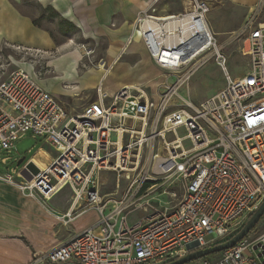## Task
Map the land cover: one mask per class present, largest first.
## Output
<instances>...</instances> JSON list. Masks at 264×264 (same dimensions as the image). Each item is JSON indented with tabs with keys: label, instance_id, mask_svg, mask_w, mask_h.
Masks as SVG:
<instances>
[{
	"label": "built area",
	"instance_id": "1",
	"mask_svg": "<svg viewBox=\"0 0 264 264\" xmlns=\"http://www.w3.org/2000/svg\"><path fill=\"white\" fill-rule=\"evenodd\" d=\"M189 2L182 13L167 16L150 6L128 39H141L166 74L157 98L138 87L110 97L99 87L98 99L71 115L25 70L6 76L0 68V149L11 151L31 132L57 152L32 182L19 181L17 172L0 174V182L43 201L69 186V219L90 210L101 216L33 264H169L231 239L264 201V23L256 14L242 28L250 71L233 80L207 22L211 1ZM212 59L226 82L195 105L180 92ZM105 172L116 176V192L106 197ZM158 192L171 200L157 202ZM137 210L146 215L131 226ZM199 262L264 264V233Z\"/></svg>",
	"mask_w": 264,
	"mask_h": 264
},
{
	"label": "crops",
	"instance_id": "2",
	"mask_svg": "<svg viewBox=\"0 0 264 264\" xmlns=\"http://www.w3.org/2000/svg\"><path fill=\"white\" fill-rule=\"evenodd\" d=\"M37 1L43 4L44 7H51L61 18L74 24L81 31L82 36L106 38L108 42L109 64L106 61L101 62L105 65V70L79 72V62L82 59L79 51L63 52L54 57L53 52H56L54 51L56 44L52 37L47 31L34 24L32 16L20 11L18 8L20 0H0V51L4 47L18 46L26 52L28 51L27 55L37 56L40 59V62L37 63L40 64L37 67L38 74L35 72V67L30 64H23L24 67L19 68L28 72L42 88L64 105L71 115L81 114L87 106L95 102L98 99L97 90L99 87L110 97L126 87L142 88L146 90L150 98L158 97L161 86L166 80L165 72L154 63L141 39L135 34L134 40L130 44H128V39L134 33L137 16L150 6L155 4L160 15H176L186 9L190 3L189 0ZM228 1L234 5L242 3L246 7L240 12L239 32H241L245 23L256 14L259 15L257 22L264 23V19L259 12L254 14V8L260 2L264 3V0ZM209 22V26L212 25L217 28L216 21L212 16L209 18ZM217 44L219 45L218 41ZM134 45L135 47L132 48ZM138 47L143 50V59L136 51ZM128 54L132 64L139 65L147 62L151 69L160 75L162 79L161 81L148 83L139 82L138 80H134V82L122 81L117 89L109 93L104 89L103 81L113 73L114 68ZM135 55L139 57H137L136 62H132V57ZM62 62H67L68 67L60 69L58 63ZM127 64L130 68H133L129 63ZM53 73L56 76H53ZM50 74L53 77L49 79L39 78ZM63 85L68 88L65 89ZM56 95L63 97L64 101H73L75 105L69 109ZM82 106L83 108L79 112L78 109ZM47 145L53 148L49 143ZM36 153L30 163L32 165L37 160L36 170L34 173H30L25 169V173L22 174L23 176L20 177L19 181L32 182L57 157L56 151L54 156L49 154L45 148H39ZM115 189L113 192L106 194L103 193L101 188V194L105 197L113 195L116 192ZM122 193L123 190H120L115 198H122ZM72 203L73 191L69 186L64 187L51 200L43 201L38 197L30 196L16 186L0 182V264H33L39 256L47 254L62 244L69 243L78 234L100 221L101 216L96 210H90L85 214L69 219L67 215L72 210ZM218 256H212L211 258ZM191 264H200V262H192Z\"/></svg>",
	"mask_w": 264,
	"mask_h": 264
},
{
	"label": "rangeland",
	"instance_id": "3",
	"mask_svg": "<svg viewBox=\"0 0 264 264\" xmlns=\"http://www.w3.org/2000/svg\"><path fill=\"white\" fill-rule=\"evenodd\" d=\"M210 7V12L207 15L208 22L211 16L214 21H216L215 25L217 28L212 25H210V27L212 28V31L216 33L213 34L216 36L219 45L223 48L222 53L227 58V70L233 80L241 79L250 71L249 58L243 52L245 38L241 32L238 31L241 22L240 12L246 7L242 3L234 5L228 0H211ZM18 8L22 13L32 16L36 26L50 34L56 44L54 48V51L56 52H53L54 57L59 56V54L63 52L78 50L82 56L78 67L79 72L100 69L105 70V65L101 62L106 61L109 64L108 42L106 38L82 36L81 31L74 24L66 21L64 18H61L51 7H44V5L40 4L37 0H20ZM258 12L264 19L263 2H260L254 8V14ZM220 33L222 34L218 36L217 34ZM134 47L135 45L132 46V48ZM136 49L137 53L143 59V50L139 47ZM27 52L18 46L2 48L0 51V68L3 69L6 76L19 67L23 68V64L33 65L35 67V72L38 74L37 67H39L40 64L37 63L40 62V59L32 54L27 55ZM129 57V54L126 55L114 68L113 73L108 75L103 81L104 89L109 93L117 89L119 83L122 81L134 82V80H138L139 82L144 83L161 81L162 78L160 75L156 74L147 62L134 65L130 62ZM137 57L139 56H133L132 62H136ZM127 63H129L133 68H130ZM58 65L60 69L68 67L67 62L58 63ZM52 75L56 76L54 73ZM52 75L41 76L39 78L49 79L53 77ZM225 82L226 79L223 69L218 66L214 59H212L191 78L189 84L181 90L180 94L184 98L191 100L195 105H200L220 91ZM65 85L67 86L68 84ZM63 87L65 89L68 88L64 85ZM56 97H58L60 101L64 102L69 109L71 106L75 105L73 104V101L67 102L64 101V98L61 96L56 95ZM82 108L83 106L79 108L78 111L80 112ZM179 133L182 136L185 135V132L183 131H180ZM47 144L48 143L45 138H35L31 132H28L22 138L15 141L14 147L11 151L0 149V174H10L12 177H15V173L18 171L17 177L21 179L20 177L25 173V169H27V172L34 173L37 168V160L34 161L32 165H30V163L34 156L40 151L39 150L36 153L39 148H45L49 154H53L55 156V149L49 147ZM184 144L186 145V148L192 147L191 141H187ZM23 158H25L26 161L18 167V162ZM5 159L7 160L4 163L3 160ZM115 181V174L106 172L103 173L101 175V182H105L102 187L103 193L109 194L113 192L116 188ZM124 188L125 182L122 183L121 190ZM171 189L178 193L182 192V188L179 189L177 185H174ZM155 197H157V202L161 201L162 203H166L171 200L168 194H162V192L156 193ZM157 202H154V204L157 205ZM145 215L146 214L141 210L134 211L129 217V224L134 226L140 222L142 217ZM263 232L264 217L255 230L250 234V238H255Z\"/></svg>",
	"mask_w": 264,
	"mask_h": 264
},
{
	"label": "water",
	"instance_id": "4",
	"mask_svg": "<svg viewBox=\"0 0 264 264\" xmlns=\"http://www.w3.org/2000/svg\"><path fill=\"white\" fill-rule=\"evenodd\" d=\"M26 161L25 158L21 159L17 166L20 167ZM264 217V201L260 205V207L251 215L250 219L245 223L242 229L235 234L231 239L227 240L226 242L217 244L215 246L196 251L191 253L177 261L171 262L169 264H190L194 261L203 259L205 257H209L211 255L222 253L227 251L233 247H235L238 243L245 240L248 235L252 233V231L258 226L262 218ZM258 246L254 248L257 250ZM262 254H258V257L261 258Z\"/></svg>",
	"mask_w": 264,
	"mask_h": 264
},
{
	"label": "trees",
	"instance_id": "5",
	"mask_svg": "<svg viewBox=\"0 0 264 264\" xmlns=\"http://www.w3.org/2000/svg\"><path fill=\"white\" fill-rule=\"evenodd\" d=\"M26 164V163H25ZM251 217V216H250ZM250 217L248 218V220L250 219ZM255 230V229H254ZM253 230V231H254ZM252 231V232H253ZM250 237V235H248V237L246 238V239H248ZM219 254H221V253H217V254H214V255H211V256H209V257H212V256H217V255H219ZM209 257H205V258H203V259H206V258H209ZM203 259H200V260H203ZM200 260H197V261H194L193 263H196V262H198V261H200ZM191 264V263H190Z\"/></svg>",
	"mask_w": 264,
	"mask_h": 264
},
{
	"label": "bare ground",
	"instance_id": "6",
	"mask_svg": "<svg viewBox=\"0 0 264 264\" xmlns=\"http://www.w3.org/2000/svg\"><path fill=\"white\" fill-rule=\"evenodd\" d=\"M77 51H78V50H77ZM55 158H56V157H55ZM46 162H47V161H46ZM46 162H45V163H46Z\"/></svg>",
	"mask_w": 264,
	"mask_h": 264
}]
</instances>
